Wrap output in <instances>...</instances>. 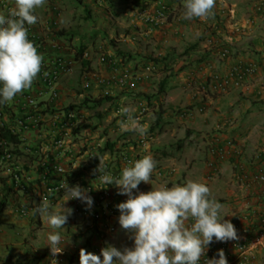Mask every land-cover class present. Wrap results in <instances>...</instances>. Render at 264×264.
I'll use <instances>...</instances> for the list:
<instances>
[{
  "label": "crops",
  "instance_id": "obj_1",
  "mask_svg": "<svg viewBox=\"0 0 264 264\" xmlns=\"http://www.w3.org/2000/svg\"><path fill=\"white\" fill-rule=\"evenodd\" d=\"M127 2V6L124 7L123 4H119V0H111V5L103 9L102 14L97 10V13H100L99 17H103L101 20L103 24L110 26L105 30L107 40L117 41V45L112 47L114 53L117 55L120 53L119 57H122V53L125 54L122 60L125 65L133 69V75L142 70L150 57L167 58L166 62L169 63L164 70L152 73L135 83L132 88H121L95 80L92 84L93 88L80 95L78 102L81 103L87 95L98 98L105 92L115 98V104L121 103L125 107H132L130 110L132 114L145 103L155 106L154 111H163L165 108L170 111L172 105L179 109L193 105L203 107L204 111L200 115L194 114L196 109L188 110L185 116L177 114L181 121L172 127L159 126V119L171 115L170 112L166 111L163 117L155 116L156 128L150 130L153 137L147 148L164 174L153 178L152 184L146 183L140 191L148 192L162 187L182 185L192 180L209 186L213 197L224 205V212L229 214L225 216L227 220L233 221L237 216H244L258 209L262 184L256 181L245 183L238 176L264 170L263 163L256 157L261 151L264 156V91L262 89L264 75L257 72L246 77L239 87H232L224 92H213L209 82L213 74L228 73L230 68L238 63L246 64L257 60L264 66V10L260 14L255 11L256 6L259 5L264 9V0H216L212 16L191 20L184 18L183 0H173L167 22L152 31L137 15V9L129 0ZM46 5L37 9V12L41 15L40 10H43L45 17L50 18V12L47 13L51 7L49 0ZM59 8L62 17V8ZM40 22L45 23L43 19ZM112 33H115V37ZM98 42L103 43L100 40ZM92 46L89 49L98 56V48L101 45L92 43ZM223 47L230 49V56L226 59L219 55ZM67 49L69 54H73L72 49ZM91 61L92 59L86 61L88 63L84 66L94 70L100 79L107 81L110 75L107 66L101 64L98 58L94 62ZM161 66L164 65L160 64L159 68ZM82 68L83 64L80 63L78 70ZM70 76L62 79L60 97L62 105L68 103L65 94L71 92L68 89L71 86ZM171 79L174 80V85L169 88L167 85ZM65 81H68L69 86ZM161 83H165L163 92L157 89L160 88ZM150 113L151 111L143 119L146 122L141 123L146 127L149 124L147 119ZM210 128L211 132L215 131L214 134L234 138L240 149L237 158L217 161V174L212 180L208 179L210 169L207 166L212 158L206 138V135L211 133ZM124 132L125 136L132 133ZM187 135L191 136L187 139ZM129 139L128 142H133ZM191 140L194 143H191ZM189 145L196 148L198 151L196 155L187 148ZM168 147L171 150H167ZM203 154L206 155V164L200 178V173L192 168L195 161ZM186 169H189L187 173L184 172ZM40 191L41 188L35 192ZM113 221L117 223L116 218ZM72 228L67 232L71 233ZM88 229L93 230L85 227V231L82 228L73 233L82 236ZM105 230L103 233L94 230L98 235L91 239L90 245L86 244V241L84 245H80L64 239L62 242H65L63 250L66 255L62 259L50 260L47 254L39 261L42 264L49 262V264L51 262L79 264L78 254L82 248L99 255L102 244L105 246L108 239ZM257 256L255 264H264L263 246L257 248Z\"/></svg>",
  "mask_w": 264,
  "mask_h": 264
},
{
  "label": "built area",
  "instance_id": "obj_2",
  "mask_svg": "<svg viewBox=\"0 0 264 264\" xmlns=\"http://www.w3.org/2000/svg\"><path fill=\"white\" fill-rule=\"evenodd\" d=\"M93 1L98 2V0ZM172 2L173 0H130V3L137 9V15L149 26L150 31L162 27L167 22ZM14 6V0H0V14L7 16ZM49 10L50 18H47L43 29L44 34L37 33V30L31 27L28 31V38L44 57L41 72L29 89L19 94L10 105L5 104L0 108V129L7 126L13 134L22 139L27 137L26 133H33L27 150L33 152L35 157H37L36 154H40V160L36 163V167L32 166L34 171L19 174V171L23 170L14 161L15 155L12 148L15 145L8 143L7 140H1L0 163L5 164V172L12 174L17 187H22L29 192L31 185L34 184V187L41 188V191L37 193L39 201L46 199L51 206L59 208L68 198L63 190L64 182L70 185L69 176L79 170L83 171L85 186L79 183L77 185L88 190V194L94 200L93 206L87 208L78 199L68 200L64 206L71 207L90 228H96L102 233L105 229L110 232L114 230V226H109L112 225L111 220L120 214L117 205L126 201L128 196L118 194V189L113 185L107 186L101 183L99 179L101 175L99 172L100 157L105 161L104 167L107 172L118 177L122 169L130 166L135 160L145 155L152 156L147 146L153 134L147 131L145 136L138 135L137 140L134 143L129 142L125 148L115 145L113 151L104 152L106 141L103 138L94 139L91 128L85 126L88 124L86 118L90 110L69 109L70 107L67 108L61 104L62 79L73 74L76 60L71 55L65 54L66 48L60 44V39L56 35L61 17L59 6L52 5ZM255 11L260 14L263 8L260 5L256 6ZM89 54L88 51L83 52L82 59H88ZM229 54L228 47L221 48L219 53L221 58ZM98 61L107 66L110 71L109 78L107 81L102 80L95 71H85L81 82L84 92L93 88L92 84L95 80L121 88H132L135 83L149 77L157 70L156 65L147 62L140 72L133 75V69L124 64L122 57L115 54L111 48L102 45L98 48ZM257 72L264 75V66L251 61L247 67L239 65L225 76L215 73L210 77V89L213 92H224L232 87H239L246 77ZM262 89L264 91V85ZM84 92L82 94H85ZM106 95L107 93L104 92L100 94V97ZM122 107L125 106L118 103L112 108V115L119 126L121 121L126 119L120 112ZM5 108L8 112H5ZM48 108L51 109L49 112L46 111ZM149 111V104L145 103L139 106L133 114L131 111L130 113L142 123ZM200 111L203 110L200 109ZM24 145L25 143L22 144ZM208 147L212 157L207 163L210 169L208 179L212 180L217 174V161L237 158L240 149L234 138L219 134L212 135ZM79 154L81 156L77 157ZM256 157L264 165L263 151L259 152ZM163 174V169L157 166L152 179ZM238 178L245 183L256 181L262 184L259 192V207L244 216H237L233 219L232 223L237 230L238 239L212 243L207 250L206 257L202 258V264L203 259L213 258L220 249L224 250L228 264H255L258 257L257 248L264 247V170H257L250 175L244 173ZM37 179L38 182L35 183ZM145 184L141 182L139 191ZM133 194H138L137 190H133ZM29 210V208L21 207L16 212L20 217H25L29 214ZM65 255L64 250L56 255L50 253L52 260H60ZM78 257L80 258V254Z\"/></svg>",
  "mask_w": 264,
  "mask_h": 264
},
{
  "label": "clouds",
  "instance_id": "obj_3",
  "mask_svg": "<svg viewBox=\"0 0 264 264\" xmlns=\"http://www.w3.org/2000/svg\"><path fill=\"white\" fill-rule=\"evenodd\" d=\"M46 3L47 0H14L15 6L9 10L8 15L0 14V106L10 105L19 94L32 86L41 72L44 57L28 38V31L33 25L31 28L37 30V9L43 8ZM215 4L216 0H183L184 18L206 19L213 15ZM47 18L45 17L43 26ZM59 32L60 26L56 32L57 37ZM73 51V54H69L66 48L65 54L74 57L75 69L82 60H90L82 59V56L80 60L76 59L78 49ZM85 51L88 50L84 49L83 52ZM88 70L90 69L84 67L82 73ZM120 112L126 118L120 123L122 131H131L141 137L147 134L146 125L134 118L128 107H122ZM32 135L33 133L27 135L25 145L19 147L29 153V156L30 153L33 154L27 150ZM12 149L14 150L15 146ZM14 155V161L20 158L15 153ZM152 156L145 155L135 160L130 166L124 167L118 177L107 172L105 161L100 157L101 183L113 185L118 189V194L128 196L126 201L117 205L120 212L118 220L120 227L132 234L134 246L121 250L108 245L101 249L99 255L82 248L79 264H202V258L206 257L212 243L238 239L234 224L225 219L229 214L224 212V205L213 197L205 183L189 180L182 185L162 187L148 192L139 191L141 182L152 184L157 167V161ZM28 170L21 173L31 171ZM8 176L10 180L13 178L10 173ZM17 188L24 190L22 187ZM63 190L68 197L65 202L78 199L87 208L94 204L88 190L79 185L64 182ZM133 190H137L138 194L134 195ZM65 202L59 209H55L48 200L42 199L34 209V214H38L52 229L47 235L46 245L50 247V253L53 255L64 249L65 242L62 241L65 238H62L59 230L64 229L63 226L74 212L71 207L64 206ZM50 253L48 257L52 260ZM203 264H228V260L224 250L220 249L213 258L203 259Z\"/></svg>",
  "mask_w": 264,
  "mask_h": 264
},
{
  "label": "rangeland",
  "instance_id": "obj_4",
  "mask_svg": "<svg viewBox=\"0 0 264 264\" xmlns=\"http://www.w3.org/2000/svg\"><path fill=\"white\" fill-rule=\"evenodd\" d=\"M49 2L50 3L54 2L56 3V5H59L62 8V17L59 26H60V31L64 30L65 34L59 35V37H60V44L63 47L73 50L76 48L79 49L83 45L84 49L88 50V52L90 53L89 58L92 59V61L94 62L95 59L97 58V55L93 51L95 49H93L94 46H92V43L97 46L98 45L107 46L108 48H112L113 46L115 47L117 45V41L115 39L113 41L111 40L112 43L111 41L107 40L106 38L107 34L105 30L106 28L107 29L110 28V26H105L101 21L103 20V17H99L100 13H97V10H100L102 14L103 13L102 10L106 9V7H109L111 5L110 4L111 0H99L100 3L91 0H49ZM127 3H128L127 0H119V4L121 5L123 4L124 7L127 6ZM87 7L90 9L92 14L89 19H86ZM40 13L41 15L38 14L37 12V14L39 15L38 17L41 16V18H38L36 29H37V33L44 34V30H42L44 29V26L40 22V20L43 19L45 21V12H43V10H40ZM112 34L115 37L114 35L115 33ZM99 40L102 41L103 43L98 42ZM91 46L93 50L89 49ZM78 67L79 65H77L74 73L70 76L69 80L71 82V86L68 85L69 84L68 81H65L67 83V86H69L68 89L71 90V92L67 90L68 92L67 94H65V96L68 98L67 100L68 103L66 104L79 103L78 100L81 94L80 84L82 82V77L79 80L77 79L78 78L77 74L81 72V70H78ZM158 71L159 70H156L154 73H158ZM173 85H174V80L171 79L168 82L167 87L170 88ZM99 97L100 95L98 96V98ZM171 107L172 109H170V111L167 108H165L162 111L163 116L166 111H168V113L170 112L171 115H167L164 118L159 119V126L167 125L168 127H172V125L177 124L179 121H181L177 117V114H180V112H187L188 110L196 109L194 114L198 113V115H200L204 111V110L200 111L201 107L197 105L183 107L180 109L174 105H172ZM112 108H113V104L111 102H105L100 108L96 110L91 109L87 114L86 123H88V126L91 128L92 136L94 137V139L100 140L103 138L106 142L108 140H113L117 142L116 144L117 147L125 148L126 144L129 143L126 140L130 138L129 140L133 141L132 143H134V140L135 138H137L138 134L132 132L130 135L125 136L124 135L125 132L121 130L118 122L114 120V117L112 115ZM128 108L130 110L132 109V107H128ZM149 108L151 109L150 110L151 113L149 114V119H147L149 122L147 126L148 132L151 129L154 130L156 128L154 125L155 123L154 118L156 116L155 115L156 111H154L155 106H152L150 103ZM143 122L146 121L143 120ZM211 131L212 129L210 128V132ZM214 133L215 131L211 132L210 135L209 134L206 135L208 142H210L211 137ZM26 135L30 136L31 132L26 133ZM190 136L191 135H187V139ZM163 137L166 138V136ZM84 138L85 137H83V139ZM78 141L81 142V140ZM191 143H194L193 140H191ZM187 148L193 152V155H196L198 153V151H196V148L192 145H189ZM167 150H171V148L168 147ZM36 155L37 157L33 156V159H31L30 156H22L20 158H16V163L19 164V166H21L23 170H25L24 166H27L28 169L34 171V169H32V166L33 165L35 167L37 166L36 163L40 160V156H41L40 154H36ZM80 156L81 155L79 154L77 157ZM205 164H206V155L203 154L202 156H200V158H198L195 161V165L192 168L196 170L197 173H200L199 176L200 178L202 176V171L205 169ZM188 171L189 169H186L184 172L187 173ZM4 180L7 182V184H9L10 179L8 177V173L2 171L0 173V202L5 197V194H7L8 205L6 210L0 216V221L6 222L4 224L0 223V264H42L40 263V261L38 262L37 259L38 256H41L42 258L51 252L50 247L47 246L46 244H47V235L50 231H52V229L48 226L46 221H43L39 217L38 214H34V209L39 204L38 203L39 197L35 191L39 188L34 187V184L31 185L32 186L31 190L33 192L31 194V191L26 192L16 187L15 191L9 194L4 190V184H5ZM37 182L38 179L35 181V183ZM20 207H27L31 209V213L25 218L19 217V214L18 212H16V210L19 209ZM52 208L59 209L53 206ZM119 215L116 218L117 223L113 221L114 218L111 220L112 225L109 226L110 227L114 226V230L110 232L107 231L108 234L107 243L105 246L102 244V248L108 245H112L123 250L125 247L130 248L134 246V241L131 238L132 234L122 229L119 225V220H118ZM71 216L72 219H70ZM71 216L68 219L67 223L63 226L64 229L59 230L61 232L62 238H65L66 240L69 239L71 240L72 243L77 242L80 245H84L85 238L87 235L82 234V236H78L73 232L81 230L82 228L85 227L88 228L87 227L88 225L78 215H74L73 213ZM75 226L77 228H72ZM71 228H72L71 233H68L67 230Z\"/></svg>",
  "mask_w": 264,
  "mask_h": 264
},
{
  "label": "trees",
  "instance_id": "obj_5",
  "mask_svg": "<svg viewBox=\"0 0 264 264\" xmlns=\"http://www.w3.org/2000/svg\"><path fill=\"white\" fill-rule=\"evenodd\" d=\"M98 2H99V0H98ZM262 7V6H261ZM263 8V7H262ZM264 10V9H263ZM91 17V11H90V9L87 7V15H86V19H89ZM209 18V17H208ZM194 19V18H193ZM63 34H65V31L64 30H61L60 32H59V35H63ZM113 41V40H112ZM83 51H84V47H83V45L78 49V51L76 52V59H78V60H80L81 59V56H82V54H83ZM120 54V53H119ZM118 54V55H119ZM121 56H122V59L125 57V54L124 53H122L121 54ZM230 56V54L228 55V56H226L225 58H223V59H226V58H228ZM166 59L167 58H162V59H158V58H155V57H150V60H149V62H152L154 65H156L157 67H159V65L160 64H163L164 66H161L158 70H164L165 69V67L168 65V63L166 62ZM252 61H254V62H256V64H259V65H261V66H263L262 64H261V62H259V61H257V60H252ZM251 62V61H250ZM85 63H88V62H86V60H82L81 61V64H83V68L82 69H84V65H85ZM249 62H247L246 64L245 63H238V64H236V65H234L233 67H231L230 68V70H232V69H234L235 67H238L239 65H241V67H247V64H248ZM82 69H81V72H79L78 74H77V76H78V80L79 79H81V75L83 74L82 73ZM227 73H225V74H222V73H219V75H223V76H225ZM81 85V87H80V93H83L84 91L82 90V84H80ZM161 86H160V89H159V91L160 92H163L164 90H165V83H161L160 84ZM105 102H111L112 104H113V107L116 105L115 104V98L114 97H112V96H110V95H106V96H104V97H100V98H92V97H90V96H85L84 97V99H83V101L81 102V103H79V104H74V103H71L70 105L68 104V106H66L67 108H69V109H78V110H83V109H87V110H91V109H98V108H100ZM3 107V105L2 106H0V108H2ZM200 109H202V110H204V108L202 107V108H200ZM51 109H47L46 111L47 112H49ZM5 112H8V109L7 108H5ZM163 112L162 111H156L155 112V115L157 116H159V117H162L163 116V114H162ZM185 114V112H180V114L179 115H183V116H185L184 115ZM6 115V114H5ZM85 126H88V124H85ZM156 127V126H155ZM149 132H152V131H149ZM120 139V138H119ZM1 140H7L8 141V143H12V144H14L15 145V149L13 150L14 151V153L17 155V156H19V157H21V156H24V155H26V156H29V155H27V154H29V153H25L24 151H22V149H20L19 147H20V145H22L24 142H25V139H22V138H20L19 136H17L16 134H13L11 131H10V129H8L7 128V126H3V128H1L0 129V141ZM127 141V140H126ZM117 144V142L116 141H113V140H108L106 143H105V146H104V149H103V151L105 152V151H108V150H110V151H113L114 150V148H115V145ZM0 151H1V147H0ZM102 151V152H103ZM33 155L34 154H31L30 153V157H31V159H33ZM0 158H1V155H0ZM37 159V158H36ZM38 160V159H37ZM14 162V161H13ZM15 164H16V161H15ZM41 167V166H40ZM24 168H25V170H23V171H29L28 170V167L27 166H24ZM5 170V164L4 163H0V173L2 172V171H4ZM21 173V171H19V174ZM11 176V175H10ZM10 176H8V177H10ZM84 176V172L83 171H81V170H79L78 172H75V173H72L69 177H70V179H69V181H70V185H77L78 183L81 185V186H85V181L83 180V177ZM10 179V178H9ZM5 181V180H4ZM15 188H16V184H15V181H14V179L12 178L11 180H10V182H9V184H7V182L5 181V184H4V190L6 191V192H8L9 194L11 193V192H13V191H15ZM7 205H8V200H7V194H5V197L1 200V202H0V216L3 214V212L6 210V208H7ZM0 223L1 224H4V223H6V222H2V221H0ZM88 234H90V235H88ZM83 235H87L86 236V238H85V243L86 244H88V245H90L91 244V239L95 236V235H98V234H95V232H94V229H93V231H91V229H90V231L88 232V231H86V233H83ZM84 238V237H83ZM43 258V257H42ZM39 259H41V256H38V259H37V261H39Z\"/></svg>",
  "mask_w": 264,
  "mask_h": 264
}]
</instances>
